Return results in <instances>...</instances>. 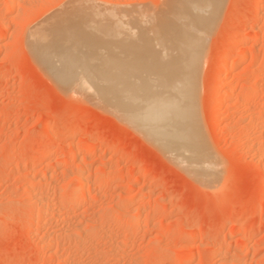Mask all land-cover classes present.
<instances>
[{"label":"rangeland","instance_id":"obj_1","mask_svg":"<svg viewBox=\"0 0 264 264\" xmlns=\"http://www.w3.org/2000/svg\"><path fill=\"white\" fill-rule=\"evenodd\" d=\"M217 1L204 26L180 0H0V264H264V0ZM68 19L101 38L56 30L49 65L172 80L209 180L46 71L32 29Z\"/></svg>","mask_w":264,"mask_h":264},{"label":"bare ground","instance_id":"obj_2","mask_svg":"<svg viewBox=\"0 0 264 264\" xmlns=\"http://www.w3.org/2000/svg\"><path fill=\"white\" fill-rule=\"evenodd\" d=\"M5 1L8 2V0ZM218 2L219 1L217 0H180L179 4L176 7L178 8L180 15H188V16H192L195 19H201L200 21L201 24L206 26L210 23L211 16L215 13ZM80 4L81 3L79 2L78 5ZM87 4L88 3H86V6ZM94 4L95 3L92 2L90 5L89 4L88 5L89 7L97 6L96 4L95 5ZM83 5H85V3H83ZM82 6H78V7L76 6L74 8V9L77 8V10H75V14L79 15V17L80 15L85 14L86 11L85 8H83L84 6L83 7ZM98 8L100 9L105 8V6L103 7L98 4ZM96 9L97 8H95L94 10ZM99 10L96 11L99 14L91 11L93 14L94 13L96 14V16H93V18L96 17L95 20L97 19V16L99 17V15L102 16L103 13L105 14V12H109L107 8L105 9V11L102 10L103 12H100L101 10L100 11ZM205 12L207 14H205ZM75 14L73 15L74 16L73 18L77 19V21H81V19L80 20L78 19L79 17L75 18L76 17ZM171 14L174 15V12ZM69 17L71 16L69 15ZM89 18L90 17L88 16L87 19ZM87 19L84 20V18H82V20H84L83 22L81 21L82 23L74 20L71 21L72 24L69 21V19L66 20L65 23L56 21V23L53 22L52 24L48 22L49 24L46 25L47 22L46 23L44 22L45 24L41 23L39 26H36L35 27L36 29L33 28L32 31L35 30V32L32 35L33 37L32 39L37 47L36 50L38 52L37 55L40 62L46 64L44 66H48V67L50 66L49 54L51 51L50 48L53 46L56 47L54 43L55 40H53V36L56 30H60L61 32L68 34H75L76 36H79L80 39L84 38L88 42L90 47H96L100 36L94 35L93 33L94 30L91 29L93 31L92 32L89 29V26H86L90 21V19L89 20ZM181 20H182L181 18H177L176 19L177 22L174 21V24L185 23L183 20L182 21ZM85 21L88 22L85 25V27H88L87 29L89 31H87V29L84 27H78L80 26L78 24L84 25L83 23H85ZM105 21L103 20L104 22L102 23L104 24L103 27L104 26L106 27V25L109 26L110 24L112 27L113 25L112 23L109 24V22H107L106 24ZM128 21H129L128 18L126 22H124L123 19L117 18L114 24H118L119 26V24L123 25L128 23ZM68 22H70L71 24V25L69 24L70 26H72L73 23L76 22L78 23L77 24L78 26L74 24L76 27L75 26L69 27L67 24ZM90 25L92 26V24ZM99 27H100L99 30H106L105 32H107L110 29L109 27L108 30L106 29L107 27L105 29H101L102 26ZM49 33L52 36V38L51 37L49 38H51L52 40H47V36H49ZM180 37L181 36L178 35L179 39ZM108 40L111 41L110 39ZM62 57L64 60L62 69L58 70L50 66L48 70L45 67L47 69L46 71L48 72L52 68L53 71L51 70L52 72L50 71V73H54L52 75L56 74L55 78L57 81L60 79L58 81L60 84L62 85L65 84L64 86H66L67 85L66 83H68L66 88L76 89V87H74L73 85L77 83L78 84L76 85L77 90L84 89L85 91L86 90L88 91L89 89L90 94H91L90 90H92V94H94V97L96 98L95 100L99 102L101 99L104 98L103 101H105L106 106L107 105L115 106L118 108L117 109L118 111L120 112L123 111L125 114L123 115V117L124 118L126 117L128 120H130L129 122L131 123L133 122L134 124H136L141 129V132L150 140H152L154 144H158L157 146L161 147L162 150L163 149L166 150V153H169L170 157H173L172 159H174L175 163L177 162L178 165H181L191 174L193 175L195 174V176L198 175L197 177H200V180L204 178L206 180H209L208 178L213 174L211 173V169H212L211 164L208 161H207L208 163L206 161H205L206 163L200 161V155L202 156L204 151L201 153L202 147H200L199 144H197V142L195 141V138H193V136H195L194 135L195 131H192L191 129L189 130L183 125L184 121L188 118L189 107L184 104V96L180 95L177 96V98L175 99L174 95L172 94V89H173L172 80L164 77H158L155 79H149V78L134 79V80L128 79V81L120 79L116 81L113 76H106V74L110 73L109 66H107L109 67L108 69L107 67L105 68L106 65H104L105 76H103L102 78L97 75L98 71H96L95 69L89 66H87L83 71L76 72L73 67V60L70 58V56L68 57L62 54ZM196 59H197V53L194 55V57L192 56L190 59L191 68H193V66L195 65ZM56 76H58L59 79H57ZM71 82H76V83H74L70 88ZM92 86L93 89H91ZM193 87H194V81L189 80L186 84L187 94H188V98H187L188 104H190L192 100V96L194 92ZM94 89H96L97 92L99 91L102 98L100 96L98 97L96 91H94L95 93H93ZM138 89H140V91ZM97 98L99 99L101 98V99L98 100ZM168 112L171 113L172 119H175L176 123L174 124L167 123ZM195 134L197 135L196 132ZM170 153H173L174 155ZM204 156L202 158L203 159L205 158L206 160L207 156L206 157ZM205 179L203 181H205ZM121 182L122 181L120 180L119 184H122ZM78 204L80 203H77V205Z\"/></svg>","mask_w":264,"mask_h":264}]
</instances>
